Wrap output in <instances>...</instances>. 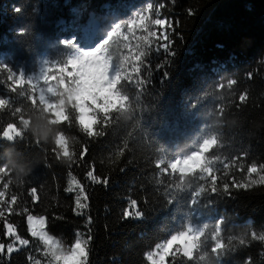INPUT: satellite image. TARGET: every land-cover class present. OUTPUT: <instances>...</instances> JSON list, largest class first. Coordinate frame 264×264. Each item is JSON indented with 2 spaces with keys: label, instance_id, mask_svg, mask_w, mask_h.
Instances as JSON below:
<instances>
[{
  "label": "trees",
  "instance_id": "1",
  "mask_svg": "<svg viewBox=\"0 0 264 264\" xmlns=\"http://www.w3.org/2000/svg\"><path fill=\"white\" fill-rule=\"evenodd\" d=\"M148 3L166 20L169 40L157 41L159 51L143 40L134 57L120 39L107 47V57L121 71L118 92L131 119L109 116L106 110L103 123L93 125L103 132L97 137L81 133L75 117L71 125L63 124L62 130L78 141L75 154L87 146L82 162L76 155L69 163L58 160L55 146L37 143L30 132L7 141L0 131V166L14 160L31 170L22 183H8L14 173L3 177L7 200L0 206V243L5 244L0 264L53 259L45 255L43 241L31 235L28 214L45 217L46 231L65 251L82 234L89 240L88 264H150L148 253L188 226L204 231L193 259L177 251L166 264H206L209 258L212 264H264V242L251 239L252 233L264 234V184L238 188L234 183L259 179L237 165H264V0H0V66L26 76L36 75L45 59L58 66L72 54L59 40L75 38L89 49L93 27L98 26L95 41L102 43L114 26L127 24ZM164 44L174 56L164 53ZM12 87L9 83L0 90L10 105L0 110V129L15 121L16 108L29 119L45 107L30 85L16 93ZM241 95L247 99L241 101ZM211 139L216 146L197 170L170 175V169L156 167L161 160L174 163L198 152ZM90 168L108 184L92 182ZM209 175L217 178L215 191ZM71 176L88 196L84 201L81 195L85 209L75 207L78 188L66 191ZM186 176L192 177L191 186L183 184ZM137 209L141 216L125 215ZM9 223L30 242L15 241L18 250L11 254ZM219 225L230 250L217 256L212 249ZM240 237L245 245L239 244Z\"/></svg>",
  "mask_w": 264,
  "mask_h": 264
},
{
  "label": "snow or ice",
  "instance_id": "2",
  "mask_svg": "<svg viewBox=\"0 0 264 264\" xmlns=\"http://www.w3.org/2000/svg\"><path fill=\"white\" fill-rule=\"evenodd\" d=\"M174 3L175 0H172ZM161 8L164 7L163 4L160 5ZM17 13L21 10L19 8L15 9ZM146 14L137 13L136 20H133L129 25L130 30L134 33L136 29L147 33L143 37V40L146 44L153 46L156 44V47H152V51H159L160 45L157 41L160 39L157 36V32L154 30L153 26L163 27L166 24V20L163 18H159V13L156 11V7L154 3H148L147 8L145 10ZM193 14V13H189ZM90 24L93 22H89ZM173 25L168 23V28L172 29ZM87 31V28H86ZM98 31V26L92 28V38L89 41L90 50H84L81 46H78L77 40L73 39H61L57 43L63 45L66 49H71L72 54L68 55L63 63H59L58 67L52 68L47 67V70L44 75V82L49 86L50 91H55L58 86L61 84L64 85L63 89L65 92L69 93L70 98H75L80 95H87L94 88L100 87L102 82L108 81L109 79V70L111 68V64L108 62L107 56L105 55V51L109 45H111L115 40L114 38H124L123 32L119 25L114 26V30L106 33L102 39V43L96 42L95 37ZM23 34V33H22ZM165 41L169 40V37L165 35L163 37ZM98 45V46H97ZM163 51L165 54L175 55V52L172 47L168 46V44L163 45ZM107 63V71L103 70V66ZM165 67L164 65L161 68ZM7 72V79L12 81L16 87L11 88V92H18L21 88L24 87L26 83L31 84V81L26 79L25 74L21 72L19 77H16V73L13 72L11 68H0V73ZM167 75V73H165ZM52 81H56L55 87H53ZM237 81L233 80L232 84H236ZM120 86V78L116 76L115 80L111 82L110 88L111 92L109 93L110 97L119 102V89ZM33 89L35 85H32ZM247 97L241 95L240 100L244 101ZM37 100L35 98L32 99V104L35 105ZM9 105V100L0 98V109H7ZM55 113H53L54 115ZM12 115L16 118L14 122L7 124L6 128L0 129L2 131V138L7 141H15L17 138H24L25 131L23 125L28 122V119L24 118V114L21 109L16 108L13 110ZM55 122V121H54ZM19 125V126H18ZM107 126V124H105ZM95 137V136H93ZM216 146L215 139L206 140L199 151L194 154L186 157L183 160H177L176 162H165L161 160L156 167L161 171L164 169H170V175L179 173L183 175H187L194 170H197L199 167H202V161L206 159V155L212 152V150ZM63 154L68 157L69 154L63 152ZM87 154V146H83L80 150V153L77 155V162H82L84 160L85 155ZM123 155V153H120ZM76 162V163H77ZM233 164H229L228 167L231 168ZM242 170H246L248 177H252L253 175L259 176V179H251L249 184H241L236 183V187L238 188H248L251 185L255 184H264V165H257L256 163H252L246 169L243 168V165H237ZM8 169L0 166V182H3V177L7 176ZM94 168H90L87 172V177L91 179L92 182L97 184H108L107 179H101L100 176L94 174ZM211 183V191H215L217 187V178H213L212 175L208 177ZM10 183V181H8ZM227 184V183H226ZM79 189V193L75 198V207L77 209H85L88 207L86 203L81 202V195H83V200L87 201L88 196L85 193L84 187L81 185V182L75 177L71 176L70 185L66 189L68 192H73L75 189ZM37 189L35 187L32 188V195L35 198ZM229 185L224 188V192L228 193ZM199 195V193L197 194ZM5 193L0 191V200H3ZM12 204L16 203V200L13 199L11 201ZM136 201H132V207L136 208ZM195 204V201H193ZM27 211V210H25ZM143 211L141 209H137L135 213L126 212L125 215L129 217L137 218L141 216ZM77 215H84L82 211H77ZM3 215V212H0V216ZM27 222L29 228L31 230V235L33 237H38L39 240L43 241L44 246L47 248V252L45 255H50L56 261H65V264H69V262H74V264H84V258L88 257L89 249L87 247L89 240L84 239L82 234H77V238L75 239L71 250L65 251L60 241L54 240L50 235L43 231V228L46 224V220L44 217H37L28 214ZM87 223H91V219L87 220ZM223 222H221L222 225ZM39 225V227H37ZM222 227L219 225L217 228V238L216 243L212 251L219 256L222 252H226L229 249V246L224 242L221 238ZM7 234L14 237V241L7 245V253L11 254L14 251H17L14 247V242L19 241V243L23 246L29 245V240L22 238L20 235L16 234V230L11 223L7 225ZM204 235V231L197 232L191 226H189L186 230L179 231L177 234L173 235L169 240L162 244L156 245L155 252H149L147 255V260L150 264H166L167 257L173 256L175 251H181L183 256L186 257L189 261H191L194 257V253L198 250L200 245V240ZM251 239L260 240L264 242V234L257 236L255 233L251 234ZM247 241L245 239H240L239 244L245 245ZM175 250V251H174ZM5 251V244L0 243V253ZM82 253V256H81ZM158 257V259H157ZM36 264H40L39 261H36ZM88 264V261H87Z\"/></svg>",
  "mask_w": 264,
  "mask_h": 264
},
{
  "label": "clouds",
  "instance_id": "3",
  "mask_svg": "<svg viewBox=\"0 0 264 264\" xmlns=\"http://www.w3.org/2000/svg\"><path fill=\"white\" fill-rule=\"evenodd\" d=\"M103 70L107 71V63L103 66ZM41 100L44 102L45 107L39 109L38 115L30 117L28 122L23 125V128L25 132L32 133L37 143L54 145L58 160L64 161L65 163L74 160L75 152L73 149L75 143L78 141L75 137L68 136L62 130V125L65 123L71 125L74 117L76 126L81 133L89 137L103 135L102 130H98V128L94 129L93 125L102 124L105 120V114L97 110L90 116L87 108L80 107L77 109L75 101L69 99V93L65 92L60 86L57 87V92L53 96L51 104L49 101L45 100L43 96ZM100 103L105 104L109 116L118 113V115L124 119H131L130 108L126 109L123 107V105L127 103L126 100L120 99L119 102H117L113 97H109L107 101H100ZM9 106L10 105H8V107ZM53 113L55 114L53 115ZM96 117H99V119H96ZM82 124L88 129L87 132H85V127H81ZM65 151H69L72 154L65 157L63 155ZM6 168L9 170L7 175L11 173L15 174L10 178V183L13 182V180L22 183L26 176L30 175L31 171L14 160H9L6 164ZM262 171H264V169H262ZM183 184L191 186L192 177L186 176ZM240 239L244 238L240 237ZM70 250L71 249H66V251ZM87 261L88 257L84 258V264H87ZM49 264H54L53 259L50 260ZM206 264H212V259L209 258Z\"/></svg>",
  "mask_w": 264,
  "mask_h": 264
},
{
  "label": "rangeland",
  "instance_id": "4",
  "mask_svg": "<svg viewBox=\"0 0 264 264\" xmlns=\"http://www.w3.org/2000/svg\"><path fill=\"white\" fill-rule=\"evenodd\" d=\"M146 8H147V6L144 9H142V10H139V11L137 10L134 13L133 18L127 24H125V25H119L121 27V30L123 32L124 37H126V39H124V38H121L120 39L122 41L121 43L123 44V47H125L127 49V52L129 54L128 56H130V57H134L138 53V50H139V48L141 46V43L143 41V37L145 35H147V33L143 32V31H140L139 29H136L134 31V33H133L130 30L129 25L131 24V22L133 20H136L137 13L146 14V12H145ZM156 11L158 12L157 8H156ZM159 18H161L160 14H159ZM153 28L157 32V36L160 38L159 40L161 42H164L165 40L163 39V37L166 35V24L163 27L153 26ZM112 30H114V27H113ZM116 39H119V38H116ZM84 50H90V48L89 49H84ZM105 55H106V52H105ZM107 59H108V62L111 64V68L109 70V79H108V81L102 82V84L100 85V87L94 88L86 96L85 95H80V96H77L75 98H70L69 97V99H73L76 102L78 109L80 107L87 108L90 116L93 115V110H99L101 112H105L107 110L105 104H101L100 101H107V99L110 97L109 93L111 92V88H110L111 82L115 80L116 76H119V78L121 77V71H120V69L117 68V67H115L112 64V62L110 61V59L108 57H107ZM4 67H7L8 68V66H4ZM4 67L3 66H0V68H4ZM47 67L55 68V67H58V66L56 65V63H53V62L49 61L48 59H45L42 62V65H41V67L39 69V72L36 75H32V76H26L25 75L26 79H28V80L31 81V84H28V83H26V84L30 85L31 87H32V85H35V88L33 89V87H32V89L37 93L40 101L43 104H44V102L41 100V97L42 96L45 98V100L49 101L50 104H51L52 98H53V96L57 92V88H56L55 91H50L49 90V86L44 82V75H45V72L47 70ZM13 72L16 73V77L18 78L19 77V74L22 71L13 70ZM5 74H6L5 72L0 73V90H1V92L4 91L3 90V87L5 85H9V83H11L12 85L16 86L10 80H7L9 82L8 84L5 83V81L3 80V76ZM52 83L54 84L53 87H55V84L57 82L56 81H52ZM60 87L63 88L64 85L61 84ZM0 98H3V94H1ZM120 99L123 100L122 98H120ZM196 153H194V154H196ZM194 154H192V155H194ZM185 158L186 157H183V158H181L179 160H183ZM3 189H4L3 182H0V191H3L4 192ZM6 200H7V198H6V193H5L4 199L3 200H0V206H4V204L6 203ZM39 218L40 217H37V219H39ZM37 227H39V225H37ZM191 227L194 230H196L197 232L200 231L198 228H196L194 226H191ZM43 231L48 234V232L46 231V224H45V226L43 228ZM52 238L54 240H56V241H59L57 238H54V237H52ZM156 250L157 249H155L153 252H155ZM175 252H177V251H175ZM157 259H158V257H157ZM53 262H54V264H65V261H63V260L56 261V260L53 259ZM47 264H49V262ZM69 264H74V262H69Z\"/></svg>",
  "mask_w": 264,
  "mask_h": 264
}]
</instances>
